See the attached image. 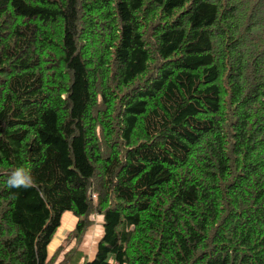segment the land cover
Here are the masks:
<instances>
[{"label": "trees", "instance_id": "trees-1", "mask_svg": "<svg viewBox=\"0 0 264 264\" xmlns=\"http://www.w3.org/2000/svg\"><path fill=\"white\" fill-rule=\"evenodd\" d=\"M65 213L58 264H264V0H0V264Z\"/></svg>", "mask_w": 264, "mask_h": 264}, {"label": "rangeland", "instance_id": "rangeland-1", "mask_svg": "<svg viewBox=\"0 0 264 264\" xmlns=\"http://www.w3.org/2000/svg\"><path fill=\"white\" fill-rule=\"evenodd\" d=\"M93 225L86 231L82 241L78 244L74 239L69 237V233L74 227L76 219L69 213L63 214L61 225L52 238V241L47 249L49 257H55L54 264L61 263L72 250H77L86 255L89 259L95 250L96 242L101 235L99 218L92 217ZM59 250V251H58Z\"/></svg>", "mask_w": 264, "mask_h": 264}, {"label": "clouds", "instance_id": "clouds-1", "mask_svg": "<svg viewBox=\"0 0 264 264\" xmlns=\"http://www.w3.org/2000/svg\"><path fill=\"white\" fill-rule=\"evenodd\" d=\"M29 182V177L27 174L24 172L23 169H17L12 173L11 178L8 180V184L12 187L21 185V184H26Z\"/></svg>", "mask_w": 264, "mask_h": 264}]
</instances>
